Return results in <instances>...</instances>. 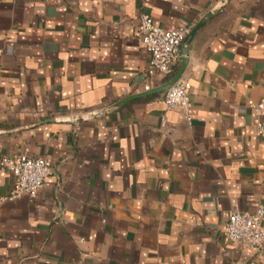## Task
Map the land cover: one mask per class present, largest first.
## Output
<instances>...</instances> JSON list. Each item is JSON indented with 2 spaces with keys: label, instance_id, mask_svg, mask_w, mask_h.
Wrapping results in <instances>:
<instances>
[{
  "label": "crops",
  "instance_id": "crops-1",
  "mask_svg": "<svg viewBox=\"0 0 264 264\" xmlns=\"http://www.w3.org/2000/svg\"><path fill=\"white\" fill-rule=\"evenodd\" d=\"M143 15L203 20L180 48L186 119L163 93L124 102L143 89ZM260 101L264 0H0V198L3 161L52 167L34 198L0 206V264H264L223 235L264 207Z\"/></svg>",
  "mask_w": 264,
  "mask_h": 264
},
{
  "label": "built area",
  "instance_id": "built-area-1",
  "mask_svg": "<svg viewBox=\"0 0 264 264\" xmlns=\"http://www.w3.org/2000/svg\"><path fill=\"white\" fill-rule=\"evenodd\" d=\"M135 32L148 55L141 91L144 93L152 89L150 82L156 76H162L167 81L174 74L173 68L180 59V48L190 28L164 29L143 15L139 18ZM163 103L168 111L178 112L186 119L190 109L189 81L181 77L163 92ZM252 111L257 120V134L264 139V101L253 105ZM2 164L12 175L13 186L7 196L0 198V206L23 197L34 198L52 175L50 164L39 158L20 155ZM223 235L233 246L261 251L264 248V207L259 206L253 213L230 214Z\"/></svg>",
  "mask_w": 264,
  "mask_h": 264
},
{
  "label": "water",
  "instance_id": "water-1",
  "mask_svg": "<svg viewBox=\"0 0 264 264\" xmlns=\"http://www.w3.org/2000/svg\"><path fill=\"white\" fill-rule=\"evenodd\" d=\"M202 23H203V20L201 22H199V24H197L196 26H194L190 30L188 36L186 37V39L184 40V42L181 45V48L183 50H185L187 48V46L191 43L195 33L201 27ZM186 64H187V58H186V56H182L180 58V65H179L178 69L176 70V72H174V74L171 76V78H169V80H167L164 84H162L161 86H159L157 88H153L147 92L140 93V94H137L135 96H130L129 98L124 100V102L165 92L167 89L172 87L182 77V74L185 70Z\"/></svg>",
  "mask_w": 264,
  "mask_h": 264
},
{
  "label": "trees",
  "instance_id": "trees-1",
  "mask_svg": "<svg viewBox=\"0 0 264 264\" xmlns=\"http://www.w3.org/2000/svg\"><path fill=\"white\" fill-rule=\"evenodd\" d=\"M173 72H174V70H173ZM166 79V78H165Z\"/></svg>",
  "mask_w": 264,
  "mask_h": 264
}]
</instances>
